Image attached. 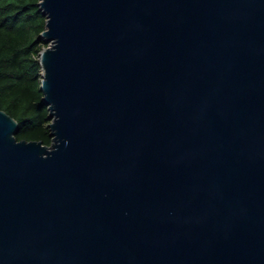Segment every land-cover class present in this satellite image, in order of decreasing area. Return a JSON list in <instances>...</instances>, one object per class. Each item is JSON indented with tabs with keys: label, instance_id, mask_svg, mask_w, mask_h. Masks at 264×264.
Segmentation results:
<instances>
[{
	"label": "water",
	"instance_id": "obj_1",
	"mask_svg": "<svg viewBox=\"0 0 264 264\" xmlns=\"http://www.w3.org/2000/svg\"><path fill=\"white\" fill-rule=\"evenodd\" d=\"M52 144L0 110V264H264V0H40Z\"/></svg>",
	"mask_w": 264,
	"mask_h": 264
},
{
	"label": "trees",
	"instance_id": "obj_2",
	"mask_svg": "<svg viewBox=\"0 0 264 264\" xmlns=\"http://www.w3.org/2000/svg\"><path fill=\"white\" fill-rule=\"evenodd\" d=\"M40 0H0V110L18 123V141L52 144L48 107L40 87L41 34L46 16Z\"/></svg>",
	"mask_w": 264,
	"mask_h": 264
}]
</instances>
